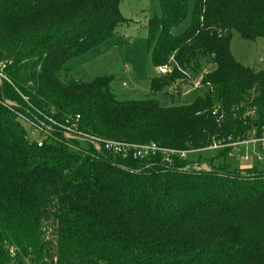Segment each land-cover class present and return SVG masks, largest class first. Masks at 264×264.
I'll return each mask as SVG.
<instances>
[{"label": "trees", "instance_id": "trees-1", "mask_svg": "<svg viewBox=\"0 0 264 264\" xmlns=\"http://www.w3.org/2000/svg\"><path fill=\"white\" fill-rule=\"evenodd\" d=\"M124 1L0 0V71L6 66L9 81H0V264H264L259 162L233 170L227 148L210 170L178 169L192 160L147 168L71 150L62 139L38 147L19 118L31 117L26 110L58 121L80 116L90 135L174 150L241 142L254 130L264 136V72L242 65L230 47L234 33L264 40V0H160L149 45L155 67L173 70L151 92L215 66L205 93L174 108L120 101L110 79L83 82L65 69L127 22ZM191 9V27L176 35Z\"/></svg>", "mask_w": 264, "mask_h": 264}, {"label": "rangeland", "instance_id": "rangeland-1", "mask_svg": "<svg viewBox=\"0 0 264 264\" xmlns=\"http://www.w3.org/2000/svg\"><path fill=\"white\" fill-rule=\"evenodd\" d=\"M121 13L127 22L117 29L113 37L104 41L96 51L77 56L66 63L65 69L68 70L69 76L83 82L108 78L111 80L113 93L120 101L155 99L163 108L193 104L199 96L205 93V87L198 89L193 87L195 77L178 80L161 93L151 92L152 81L160 78L161 75L153 61L155 47L149 45L148 21L162 16L160 0H125L121 4ZM192 18L191 9L187 19L174 29V33L176 35L185 33L191 27ZM230 47L233 56L242 65L264 72L263 39L254 42L245 41L238 33H234ZM203 69V73H206L214 70L215 66L206 63ZM28 131L31 140L39 138L35 131L31 129ZM258 147L259 145L238 147L231 151L223 161H226L233 170L254 167L255 160L257 161L259 157H256V154L260 153ZM219 154L218 150L204 151L191 154L189 159L203 164L204 169L210 170L211 167L208 164L211 161L218 164L215 158ZM245 157L248 158L247 162ZM261 166L264 168V162Z\"/></svg>", "mask_w": 264, "mask_h": 264}, {"label": "built area", "instance_id": "built-area-1", "mask_svg": "<svg viewBox=\"0 0 264 264\" xmlns=\"http://www.w3.org/2000/svg\"><path fill=\"white\" fill-rule=\"evenodd\" d=\"M173 59L171 63H173ZM5 69L6 66H3ZM3 68L0 71V81L9 82L7 77L3 73ZM172 69V65L164 66L158 69V73L163 76L169 74ZM205 78V73H202L193 81V87L201 88L203 87V82ZM9 107L14 109L19 108V106L12 102H7ZM29 112L31 117H28L24 114L17 113L19 118L23 121L25 126L33 131H35L39 138L34 140L38 147H43L45 142L48 140L56 139L58 141L62 139L65 144L68 145L71 150L80 151L81 149L91 151L92 153H96L103 158H107L108 155L113 156L120 160L139 162L143 166L149 168L155 164L160 163L164 168H172L175 164L176 160L187 161L190 160L189 157L191 154H195L198 152L204 151H215V150H223L227 148H231V151H234L238 147H248L249 145H259V154H256L257 161L260 164L264 162V136L261 138L257 137V132L254 130L251 133V137L247 140L241 142H235L232 138L228 140V143L224 144H214L213 146L205 149L204 151H196L193 149L187 150H174L164 148L156 143L149 144H136L124 141H114L102 139L100 137L90 135L84 132L81 125L80 116L69 117L64 121H58L52 117L43 115L40 112H37V115H34L31 111ZM212 116L216 118L217 122L221 124L223 122V115L218 113V110H215L212 113ZM250 118L255 117L254 113L247 114ZM59 136V137H58ZM241 155V154H240ZM162 157V158H161ZM157 159H161V161L157 162ZM193 165H187L182 168H178L182 171H188L190 169H194L197 171L207 170L195 160ZM245 161H248V158L245 157ZM252 161V159L250 160ZM155 163V164H154ZM161 167V168H162ZM12 257H15L14 250H11Z\"/></svg>", "mask_w": 264, "mask_h": 264}, {"label": "crops", "instance_id": "crops-1", "mask_svg": "<svg viewBox=\"0 0 264 264\" xmlns=\"http://www.w3.org/2000/svg\"><path fill=\"white\" fill-rule=\"evenodd\" d=\"M185 91H188V89H185Z\"/></svg>", "mask_w": 264, "mask_h": 264}]
</instances>
